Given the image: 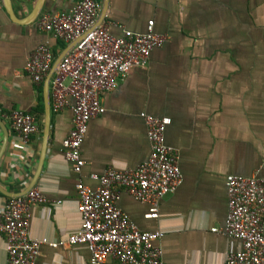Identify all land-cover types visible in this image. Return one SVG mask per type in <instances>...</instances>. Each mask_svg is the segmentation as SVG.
<instances>
[{
  "label": "crops",
  "instance_id": "0c3cea01",
  "mask_svg": "<svg viewBox=\"0 0 264 264\" xmlns=\"http://www.w3.org/2000/svg\"><path fill=\"white\" fill-rule=\"evenodd\" d=\"M74 1L46 0L40 15L68 11ZM11 2L16 20L0 7V149L7 137L0 158V190L6 194L0 193V212L9 198L32 186L48 203L31 207L29 236L59 243L81 225L76 178L62 149L72 111L70 105L52 111L49 87V135L41 159L45 80L34 84L24 66L46 44L53 54L51 72L72 43L38 30L37 20L27 22L37 0ZM150 21L166 42L151 52L145 67L102 95L105 111L90 120L80 148L81 178L94 187L91 174L134 170L150 156L140 114L170 119L164 136L178 154L179 186L161 200L155 219L147 217V204L122 190L117 206L140 231L164 234L158 245L165 264H224L241 251L240 241L212 232L227 217L226 177L264 182V0H108L104 22L113 36L121 35L116 26L144 33ZM12 110L38 122L39 132L26 144L4 116ZM262 226L264 232V215ZM5 247L0 233V264H6ZM36 264H90V253L81 244L43 245Z\"/></svg>",
  "mask_w": 264,
  "mask_h": 264
},
{
  "label": "built area",
  "instance_id": "2783aa9c",
  "mask_svg": "<svg viewBox=\"0 0 264 264\" xmlns=\"http://www.w3.org/2000/svg\"><path fill=\"white\" fill-rule=\"evenodd\" d=\"M100 12L97 0H75L68 11L45 13L36 21L38 30L51 33L66 44L76 42L56 67L49 87L52 111L57 113L69 105L72 111V129L63 140L62 149L76 178L80 229L59 243L32 239L28 232L31 207L48 201L36 189L11 197L0 212L6 264H36L43 245L79 244L87 247L90 264L107 261L165 264L158 245L164 234L140 231L118 208L117 200L122 190L137 202L147 204L150 207L147 217L155 219L161 200L179 186L178 154L166 145L164 136L170 119L140 114L146 126L150 156L134 170L108 169L102 174H91L89 179L96 183L94 187L84 184L81 178L85 162L80 148L90 120L105 111L102 95L115 90L118 81L132 70L145 67L151 52L166 42L165 36L154 32L151 21L144 33L116 26L121 35L113 36L110 24L95 25ZM52 62L49 46L41 44L29 57L24 72L34 84H40L48 76ZM0 116H3L1 106ZM4 116L23 144L39 132L38 122L30 113L12 110ZM225 187L228 207L225 224L212 232L240 241L241 251L229 255L224 264H264V182L254 177L227 176Z\"/></svg>",
  "mask_w": 264,
  "mask_h": 264
},
{
  "label": "water",
  "instance_id": "95a60500",
  "mask_svg": "<svg viewBox=\"0 0 264 264\" xmlns=\"http://www.w3.org/2000/svg\"><path fill=\"white\" fill-rule=\"evenodd\" d=\"M1 5L3 6L5 12L7 13V15L9 16L10 19L12 20H16V17L14 15L13 12V6H12V2L11 0H0ZM46 0H37L36 5L34 7V9L32 10V12L29 15V18L27 19V22L29 23H33L37 20V18L40 16L44 5H45ZM107 3L108 0H102V9L100 12V15L96 21V26H99L101 23L104 22L105 20V14H106V10H107ZM76 42L72 43L71 47L69 48V50L71 48H73L75 46ZM65 55H62L59 60H57V62L55 63V65L53 66L50 74L46 77L45 79V83H44V104H45V119H44V125H43V138H42V154H41V159L43 158V152L45 150L46 144H47V140H48V135H49V116H50V108H49V86H50V79L51 76L54 72V70L56 69V67L58 66V64L60 63V61L62 60V58ZM7 143V137L5 138L1 149H0V158L3 155V152L5 150V146ZM32 189V186H30V188L27 190V192ZM0 193L3 195H6L2 190H0ZM21 196V195H20ZM14 197V196H13Z\"/></svg>",
  "mask_w": 264,
  "mask_h": 264
}]
</instances>
